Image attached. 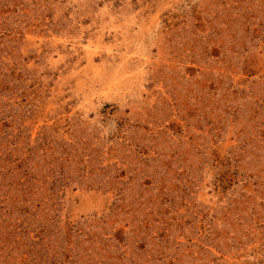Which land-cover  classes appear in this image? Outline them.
I'll return each instance as SVG.
<instances>
[{
    "label": "rangeland",
    "instance_id": "rangeland-1",
    "mask_svg": "<svg viewBox=\"0 0 264 264\" xmlns=\"http://www.w3.org/2000/svg\"><path fill=\"white\" fill-rule=\"evenodd\" d=\"M0 264H264V0H0Z\"/></svg>",
    "mask_w": 264,
    "mask_h": 264
}]
</instances>
